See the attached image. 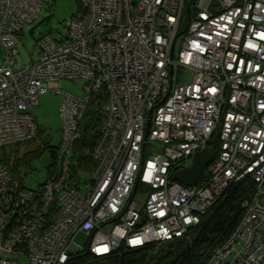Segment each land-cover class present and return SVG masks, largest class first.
Wrapping results in <instances>:
<instances>
[{
  "label": "built area",
  "instance_id": "2783aa9c",
  "mask_svg": "<svg viewBox=\"0 0 264 264\" xmlns=\"http://www.w3.org/2000/svg\"><path fill=\"white\" fill-rule=\"evenodd\" d=\"M52 1L0 0V148L37 137L31 109L63 93L57 81H85L83 97L63 93L56 173L28 189L0 163V264H85L183 238L247 180L242 218L207 264H264V0H191L189 10L190 0H76L78 13L22 63L23 29ZM101 97L85 151L94 165L71 178L80 121ZM218 130L205 179L174 181Z\"/></svg>",
  "mask_w": 264,
  "mask_h": 264
},
{
  "label": "trees",
  "instance_id": "16d2710c",
  "mask_svg": "<svg viewBox=\"0 0 264 264\" xmlns=\"http://www.w3.org/2000/svg\"><path fill=\"white\" fill-rule=\"evenodd\" d=\"M188 21L184 19V24ZM90 100L80 121V137L73 143L70 160V175L75 178L80 171L93 167V159L85 154L91 151L99 137V130L103 122L102 102ZM39 137L26 143H18L0 148V163L4 164L12 175L24 185V169L41 156L42 149L48 144H40L36 149L28 150L20 155V149L30 145ZM210 149L214 150V159L220 152L219 130L214 133L210 142ZM52 159H56V151L50 150ZM55 165V166H54ZM54 166V167H52ZM47 175L56 173L58 167L54 162ZM208 169L206 172L208 173ZM40 184L39 186H41ZM141 184L137 189H140ZM149 190V188H145ZM253 189V182L247 180L230 188L226 196L214 208L201 218L200 224L192 227L186 236L159 245H148L142 249L125 250L104 258H93L85 255V264H207L214 248L224 243L235 231L242 218V201Z\"/></svg>",
  "mask_w": 264,
  "mask_h": 264
},
{
  "label": "rangeland",
  "instance_id": "374dc122",
  "mask_svg": "<svg viewBox=\"0 0 264 264\" xmlns=\"http://www.w3.org/2000/svg\"><path fill=\"white\" fill-rule=\"evenodd\" d=\"M78 10L79 5L76 0H56L44 5L39 18L33 23L27 24L23 29L19 45L20 61L26 63L37 60L39 57L37 40L47 31L52 32L53 36L57 37V30L62 28L69 18L76 15ZM185 19H187V16ZM56 83L58 84L59 90L75 98H81L85 94V81L81 78L71 80L63 79ZM63 93H56V91L50 90L46 94L39 96V105L31 109V113L39 127V137L30 145L22 147L19 154L22 155L28 150L36 149L42 143L48 144V148L42 149L41 156L34 159L24 169L23 180L25 187L28 189H37L45 181L47 170L54 162L57 167L61 165L63 152L60 150L62 142L60 109L65 99ZM53 149L56 151L55 160L52 159L50 153V150ZM191 162L192 159L188 160L186 166L190 165ZM74 244L81 248L86 247V235L82 233L77 234L74 238Z\"/></svg>",
  "mask_w": 264,
  "mask_h": 264
},
{
  "label": "water",
  "instance_id": "95a60500",
  "mask_svg": "<svg viewBox=\"0 0 264 264\" xmlns=\"http://www.w3.org/2000/svg\"><path fill=\"white\" fill-rule=\"evenodd\" d=\"M191 0L188 2L187 10H189ZM151 116L149 117L148 125L150 124ZM214 158V150L206 148L197 153L190 165L178 169L173 180L185 186H192L202 182L206 177V169Z\"/></svg>",
  "mask_w": 264,
  "mask_h": 264
}]
</instances>
